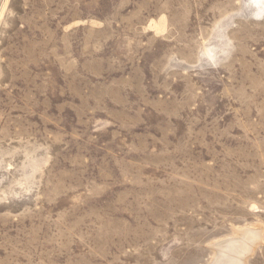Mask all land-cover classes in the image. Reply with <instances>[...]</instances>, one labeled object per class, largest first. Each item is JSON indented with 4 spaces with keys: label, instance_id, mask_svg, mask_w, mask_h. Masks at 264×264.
Here are the masks:
<instances>
[{
    "label": "rangeland",
    "instance_id": "obj_1",
    "mask_svg": "<svg viewBox=\"0 0 264 264\" xmlns=\"http://www.w3.org/2000/svg\"><path fill=\"white\" fill-rule=\"evenodd\" d=\"M245 230L264 264V0H0V264H209Z\"/></svg>",
    "mask_w": 264,
    "mask_h": 264
},
{
    "label": "bare ground",
    "instance_id": "obj_2",
    "mask_svg": "<svg viewBox=\"0 0 264 264\" xmlns=\"http://www.w3.org/2000/svg\"><path fill=\"white\" fill-rule=\"evenodd\" d=\"M256 235L245 230L238 239L227 237V239L214 241L211 246L215 249V255L209 264H244L243 259L248 256L246 254L250 252Z\"/></svg>",
    "mask_w": 264,
    "mask_h": 264
},
{
    "label": "water",
    "instance_id": "obj_3",
    "mask_svg": "<svg viewBox=\"0 0 264 264\" xmlns=\"http://www.w3.org/2000/svg\"><path fill=\"white\" fill-rule=\"evenodd\" d=\"M216 246V245H215Z\"/></svg>",
    "mask_w": 264,
    "mask_h": 264
}]
</instances>
